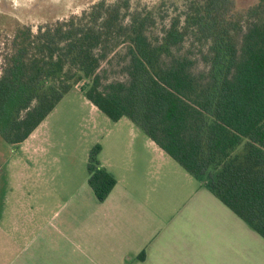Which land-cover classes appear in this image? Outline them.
Segmentation results:
<instances>
[{
	"label": "trees",
	"instance_id": "trees-1",
	"mask_svg": "<svg viewBox=\"0 0 264 264\" xmlns=\"http://www.w3.org/2000/svg\"><path fill=\"white\" fill-rule=\"evenodd\" d=\"M164 19V18H163ZM151 11L100 0L49 25L18 28L0 69V136L23 142L81 79L109 119L127 118L264 239V0H188L157 31ZM197 46L196 52L185 49ZM116 58L121 78L103 65ZM99 145L88 184L115 179Z\"/></svg>",
	"mask_w": 264,
	"mask_h": 264
},
{
	"label": "crops",
	"instance_id": "crops-1",
	"mask_svg": "<svg viewBox=\"0 0 264 264\" xmlns=\"http://www.w3.org/2000/svg\"><path fill=\"white\" fill-rule=\"evenodd\" d=\"M164 162L166 153L149 138L112 151L100 161L115 179L103 201L88 176L67 171L32 200L0 178V264H235L234 228L215 209L201 208L223 203L189 174L180 181L195 190L181 204L182 193L167 192Z\"/></svg>",
	"mask_w": 264,
	"mask_h": 264
},
{
	"label": "rangeland",
	"instance_id": "rangeland-1",
	"mask_svg": "<svg viewBox=\"0 0 264 264\" xmlns=\"http://www.w3.org/2000/svg\"><path fill=\"white\" fill-rule=\"evenodd\" d=\"M98 1L100 0H0V69L5 57L11 52L10 43L18 28L27 25L35 31L38 26L79 15ZM256 2L257 0H234L238 10ZM129 3L131 8L153 12L157 19V31H160L171 17L185 9L188 0H129ZM189 45L188 40L184 48L196 52L197 46ZM103 66L111 79L122 77L119 72L121 65L116 58L108 66ZM87 86V81L81 79L23 142L10 144L0 136V178L8 181L9 191L20 186L24 188L27 199L32 200L34 194L38 198L48 191L53 176H61L60 172L67 171L78 180L88 176V153L95 145L100 147L97 155L100 163L108 160L112 151L148 143L144 132L127 118L113 121L92 106L84 96ZM166 159L164 168L171 177L167 192L182 193V204L195 188L185 186L180 180L183 179L182 175L190 177L189 174L167 154ZM145 166L149 170V166ZM155 167L152 171L156 170ZM195 183L205 186V177ZM201 208L215 209L218 221L230 223L234 228L232 257L235 264H264V240L247 224L235 215L230 218L221 209L227 208L219 201L218 205L207 204Z\"/></svg>",
	"mask_w": 264,
	"mask_h": 264
}]
</instances>
